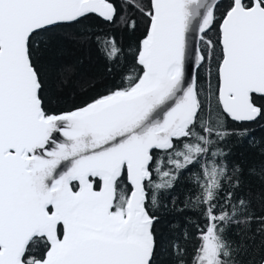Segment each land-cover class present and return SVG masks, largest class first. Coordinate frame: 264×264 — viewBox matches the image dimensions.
Wrapping results in <instances>:
<instances>
[{"label":"snow or ice","instance_id":"snow-or-ice-1","mask_svg":"<svg viewBox=\"0 0 264 264\" xmlns=\"http://www.w3.org/2000/svg\"><path fill=\"white\" fill-rule=\"evenodd\" d=\"M93 19L129 33L143 26L138 70L57 112L50 90L76 71L41 63L58 29L80 26L109 72L121 66L116 33ZM258 99L264 0H0V264H157L169 203L197 216L192 264H240L247 246L228 232L255 223L264 234ZM231 141L260 162L230 161ZM185 173L196 191L177 208L171 192ZM246 176L257 192L244 191ZM168 247L174 264H187L178 240Z\"/></svg>","mask_w":264,"mask_h":264},{"label":"trees","instance_id":"trees-1","mask_svg":"<svg viewBox=\"0 0 264 264\" xmlns=\"http://www.w3.org/2000/svg\"><path fill=\"white\" fill-rule=\"evenodd\" d=\"M223 6L227 0H220ZM223 10L221 7L220 11ZM93 26L99 25L97 30L102 29L105 32H115L118 41L124 49V58L121 66L109 72V65L104 58L98 53L96 46L90 42H85L80 35L81 27L74 26L58 29L55 33V40L47 48H43L40 53L41 63L49 68H54L63 64H72L75 66L74 75L66 82L62 90H50V96L55 101L49 107L57 112L71 110L74 105L82 104L84 100L97 93L104 92L111 85L121 83V75L135 76L138 66L135 65V47L141 37L142 25L135 33L122 32L116 26L99 23L93 19L90 22ZM35 46V45H34ZM94 85V87L92 86ZM205 104V113L208 112L207 95L202 97ZM258 103H264V100H257ZM213 101V105H214ZM231 124V122H230ZM254 135L257 140L264 138V121L252 125ZM231 150L229 160L241 164L245 170L253 164L260 162L258 150L251 148L247 144H240L236 141L229 142L225 151ZM198 172V169H192V173ZM189 190H192L191 192ZM259 190V181L255 177H245L244 191L253 193ZM196 191L194 177L191 173H185L180 183L171 192V196L177 200V208L183 207V201L194 195ZM165 196L168 194L165 193ZM257 214H262L259 203H254ZM172 205L169 203L170 211L162 214L161 223L157 227V234L160 237L164 248L167 251H161L157 257V264H174L172 249L168 247L173 239L187 249L185 259L187 264H192L194 256L193 245L195 240L192 234L195 229L193 224L197 216L191 213L184 214L179 211H172ZM258 225L253 223L250 230L240 231L236 227L228 232V238L237 244L243 242L247 249H241L238 254L240 264H259L264 258V234L257 233ZM185 233L188 238L185 239Z\"/></svg>","mask_w":264,"mask_h":264},{"label":"water","instance_id":"water-1","mask_svg":"<svg viewBox=\"0 0 264 264\" xmlns=\"http://www.w3.org/2000/svg\"><path fill=\"white\" fill-rule=\"evenodd\" d=\"M259 264H264V258H263V260Z\"/></svg>","mask_w":264,"mask_h":264}]
</instances>
